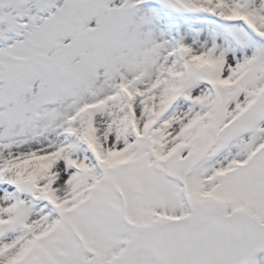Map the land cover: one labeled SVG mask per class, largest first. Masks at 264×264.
<instances>
[{
  "label": "snow or ice",
  "instance_id": "snow-or-ice-1",
  "mask_svg": "<svg viewBox=\"0 0 264 264\" xmlns=\"http://www.w3.org/2000/svg\"><path fill=\"white\" fill-rule=\"evenodd\" d=\"M0 264H264V0H0Z\"/></svg>",
  "mask_w": 264,
  "mask_h": 264
}]
</instances>
